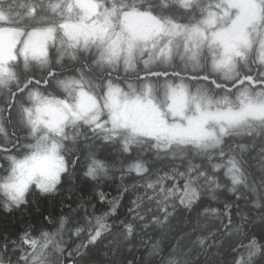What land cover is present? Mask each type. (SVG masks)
Masks as SVG:
<instances>
[{
    "label": "snow or ice",
    "instance_id": "obj_1",
    "mask_svg": "<svg viewBox=\"0 0 264 264\" xmlns=\"http://www.w3.org/2000/svg\"><path fill=\"white\" fill-rule=\"evenodd\" d=\"M0 209V264H264V0H0Z\"/></svg>",
    "mask_w": 264,
    "mask_h": 264
},
{
    "label": "trees",
    "instance_id": "obj_2",
    "mask_svg": "<svg viewBox=\"0 0 264 264\" xmlns=\"http://www.w3.org/2000/svg\"><path fill=\"white\" fill-rule=\"evenodd\" d=\"M83 169L78 168L77 173H76V181L78 186L85 187L87 189L86 185V180L82 175ZM107 191L111 192L113 195H115V185L111 188L106 189ZM134 198V197H133ZM37 203L40 205L41 210L44 212L45 215L48 213H51L53 216H56L60 212V207H59V201H49L46 200L45 198L42 197H36L35 198ZM124 207L121 209L122 216L123 218L125 215H127V208L129 205V201L126 198L123 201ZM31 211V210H30ZM24 215L22 213H16L15 215L9 216L6 215L2 209H0V226L2 225H12V224H18L20 221L21 216ZM196 221V214L195 213H187L183 211H179L174 218L171 220L170 224V229L173 232H183V231H188L190 230L194 223ZM34 222L37 223V226L39 227L40 224L42 223L40 217H36ZM147 239V237H145ZM106 243V242H105ZM138 243V241H137ZM105 251L104 246L100 245L97 249L94 250L93 252V257L97 260L103 259V252Z\"/></svg>",
    "mask_w": 264,
    "mask_h": 264
}]
</instances>
